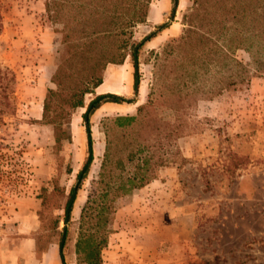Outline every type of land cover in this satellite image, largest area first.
Here are the masks:
<instances>
[{"label":"rangeland","instance_id":"obj_1","mask_svg":"<svg viewBox=\"0 0 264 264\" xmlns=\"http://www.w3.org/2000/svg\"><path fill=\"white\" fill-rule=\"evenodd\" d=\"M46 2L0 0V264H61L57 235L39 212L41 188L56 177L69 191L87 155L85 108L72 114L71 140L64 139L59 150L53 127L40 122L47 90L55 87L62 27L50 18ZM192 6L193 0H178L172 15L173 0H152L147 23L135 29L138 41L154 33L140 52L137 94L131 57L104 72L96 93L130 102L105 103L91 116L94 161L72 212L67 264H84L75 243L105 149L102 121L134 115L148 102L152 52L181 38ZM233 55L245 65L252 62L247 49ZM210 79L207 88L215 85ZM92 98L87 95L86 102ZM157 111L164 121L179 122L181 136L157 179L117 200L104 264H264V71L200 100L179 120L173 109Z\"/></svg>","mask_w":264,"mask_h":264},{"label":"trees","instance_id":"obj_2","mask_svg":"<svg viewBox=\"0 0 264 264\" xmlns=\"http://www.w3.org/2000/svg\"><path fill=\"white\" fill-rule=\"evenodd\" d=\"M151 3L152 0L46 2L50 18L62 27L51 78L55 87L47 90L40 122L53 127L59 150L64 139L71 140L72 114L85 108L82 118L87 133V155L70 190L60 186L56 177L41 188L39 212L46 217L47 230L57 235L61 264H67L65 250L72 212L94 161L91 116L105 103L130 102L112 93L97 94L96 89L102 85L108 65H122L131 57L133 88L138 93L140 52L154 33L138 41L135 29L147 23ZM177 4L178 0H173L172 15ZM184 24L179 40L152 52L156 62L148 102L139 105L134 115H116L102 121L105 149L97 179L81 210L75 243L76 254L84 264H104L103 251L113 233L117 200L149 185L157 179L158 171L171 162L181 125L159 118L157 108L175 110L179 120L200 100L244 82L251 73L264 71V0H193ZM159 27L163 29L165 25ZM239 48L250 52V65L234 57V50ZM209 77L215 85L207 88ZM221 83L224 84L215 88ZM87 95H93L88 103ZM59 198L61 202H57ZM54 209L63 214L54 215ZM61 221L65 224L62 228Z\"/></svg>","mask_w":264,"mask_h":264},{"label":"crops","instance_id":"obj_3","mask_svg":"<svg viewBox=\"0 0 264 264\" xmlns=\"http://www.w3.org/2000/svg\"><path fill=\"white\" fill-rule=\"evenodd\" d=\"M146 189H147V187H146Z\"/></svg>","mask_w":264,"mask_h":264}]
</instances>
